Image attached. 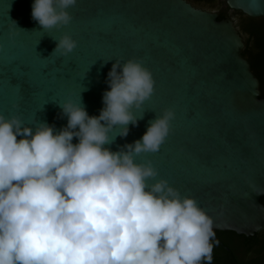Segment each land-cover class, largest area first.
I'll use <instances>...</instances> for the list:
<instances>
[{
    "label": "water",
    "instance_id": "obj_1",
    "mask_svg": "<svg viewBox=\"0 0 264 264\" xmlns=\"http://www.w3.org/2000/svg\"><path fill=\"white\" fill-rule=\"evenodd\" d=\"M33 2L0 0V114L19 116L33 131L38 123L66 127V100L99 116L112 64L139 59L152 73L154 93L133 109L143 118L128 125V135L116 127L104 147L115 152L141 139L150 121L172 109L160 150L135 157L158 170L148 183L165 179L195 198L214 232L251 237L264 229V96L229 17L187 0H77L69 25L45 31L31 18ZM226 3L264 17V0ZM63 34L77 41L67 56L53 53Z\"/></svg>",
    "mask_w": 264,
    "mask_h": 264
},
{
    "label": "clouds",
    "instance_id": "obj_2",
    "mask_svg": "<svg viewBox=\"0 0 264 264\" xmlns=\"http://www.w3.org/2000/svg\"><path fill=\"white\" fill-rule=\"evenodd\" d=\"M76 4L34 0L31 18L59 30ZM54 40L61 56L77 47L68 34ZM107 82L99 116L80 102L60 103L67 125L59 131L47 123L33 131L19 116L0 114V264H212L213 219L167 180L149 184L158 170L135 161L160 150L175 112L163 110L141 139L111 151L110 133L119 127L126 137L138 124L143 115L133 109L152 96L155 81L131 58L116 60Z\"/></svg>",
    "mask_w": 264,
    "mask_h": 264
},
{
    "label": "flooded vegetation",
    "instance_id": "obj_3",
    "mask_svg": "<svg viewBox=\"0 0 264 264\" xmlns=\"http://www.w3.org/2000/svg\"><path fill=\"white\" fill-rule=\"evenodd\" d=\"M263 37L264 33L260 34L259 39ZM252 44L254 55L250 56L251 59L247 57V60L260 81L264 96V45H258L254 35ZM213 244V255L223 264H264V229L251 237L235 231H215Z\"/></svg>",
    "mask_w": 264,
    "mask_h": 264
},
{
    "label": "trees",
    "instance_id": "obj_4",
    "mask_svg": "<svg viewBox=\"0 0 264 264\" xmlns=\"http://www.w3.org/2000/svg\"><path fill=\"white\" fill-rule=\"evenodd\" d=\"M190 3H192L195 7H199L208 11L216 12L218 13V19H223L224 17H229L235 24L239 34L242 36L243 41L245 43V47L242 51V55L244 58L247 59L250 56L254 55L253 53V35L256 37L257 44L258 45H264V37L263 39H259L260 34L264 33V17H250L246 14H244L241 11H236L232 10L226 3V0H224L226 8L222 7H212V6H207L205 5V1H210L213 2L214 0H187ZM236 13L239 14L241 17V20L237 22L233 15L231 13ZM247 35V37H246ZM213 259H212V264H223L221 260H217L213 253H212Z\"/></svg>",
    "mask_w": 264,
    "mask_h": 264
},
{
    "label": "rangeland",
    "instance_id": "obj_5",
    "mask_svg": "<svg viewBox=\"0 0 264 264\" xmlns=\"http://www.w3.org/2000/svg\"><path fill=\"white\" fill-rule=\"evenodd\" d=\"M205 5L212 6V7H215V8H218V7L226 8L225 3H224V0H214L213 2L205 1ZM231 14L233 15V17L235 18V20L237 22H239L241 20V17H240L239 14H236L234 12L231 13Z\"/></svg>",
    "mask_w": 264,
    "mask_h": 264
}]
</instances>
